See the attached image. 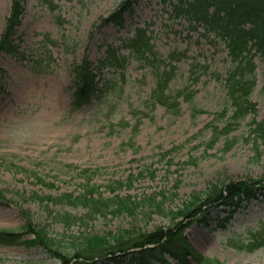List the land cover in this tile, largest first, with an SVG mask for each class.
Returning <instances> with one entry per match:
<instances>
[{
	"label": "rangeland",
	"instance_id": "374dc122",
	"mask_svg": "<svg viewBox=\"0 0 264 264\" xmlns=\"http://www.w3.org/2000/svg\"><path fill=\"white\" fill-rule=\"evenodd\" d=\"M124 1L26 0L15 36L20 58L0 54V68L5 72L0 74V116L43 110L37 120L48 123L51 134L42 142L20 148L10 147L0 139L1 231L22 233V212H27L34 224L69 251L70 237L82 232H144L168 228L173 223L169 215L157 213L136 220L127 215L109 216L67 231L31 196H78L86 188L95 187L92 191L98 190L106 197L131 196L140 200L158 196L166 209H176L217 179L251 181L264 176V155L257 160L252 145L246 142L252 116L229 134L236 138L230 149L225 150V137L212 148L208 145L213 127L223 129L233 111L229 107L223 116L227 107L225 88L214 75L225 74L228 69L224 44L214 32L206 33L205 26L192 27L190 16L174 8L178 0H139L126 12L123 27L94 28ZM11 4L12 0H0V36ZM138 27L148 29L158 67L131 56L124 69L107 67L103 76L108 88L102 102L92 99L87 105L77 106L73 64L88 58L97 65L110 45L117 47L122 40L132 38ZM175 52L179 56L169 87L188 90L190 97L194 94L192 106L204 110L197 116L184 98L180 114L176 115L151 98L157 70H168L169 56ZM256 64L257 83L251 100L256 103L259 121L264 118V65L259 59ZM31 130L26 126L16 129L21 135ZM79 168L97 171L90 184L78 175ZM39 178L52 186H43ZM116 181L124 182L126 187L118 190ZM49 208L54 213L79 217L86 213V209L74 204H52ZM217 213V209L210 211L211 217ZM239 222L247 225L250 235L260 230L264 225V192L244 202L229 226ZM210 225L208 228L195 223L187 228L185 236L201 255L219 260L212 247L213 234L219 229L212 220ZM22 238L34 239L29 235ZM0 264L62 263L41 246L0 243ZM71 264H77V260Z\"/></svg>",
	"mask_w": 264,
	"mask_h": 264
},
{
	"label": "trees",
	"instance_id": "16d2710c",
	"mask_svg": "<svg viewBox=\"0 0 264 264\" xmlns=\"http://www.w3.org/2000/svg\"><path fill=\"white\" fill-rule=\"evenodd\" d=\"M25 1H12L10 16L0 37V53L19 55V47L14 36L16 28L22 21ZM136 1L138 0L125 1L103 20L102 25L115 24L122 27L125 12L131 3ZM173 5L175 9L186 12L195 27L203 25L207 33L214 32L215 38L222 41L227 50L229 65L226 73L215 72L214 75L217 80L223 82L225 88L227 107L222 112L223 116L227 115L229 107H232L233 111L223 129L213 127L209 148L225 137V150L230 149L236 138H231L229 134L237 129L243 120L252 116L250 134L246 142L252 145L255 158L261 160L264 155V150L261 149L264 146V118L257 120V106L251 98L257 83L256 59L264 65V0H178V3ZM153 49L147 30L138 28L135 36L123 40L119 47L109 46L105 57L99 60L97 65L88 58L75 63L72 72L78 104L87 103L92 97L101 100L103 96L101 86L106 87L103 70L107 67H123L126 59L120 54L121 50H127L133 57L156 65L157 53ZM178 56L176 52L169 56L168 70L164 69L162 72L157 70L156 87L151 94L155 104L165 106L175 115L181 111L180 99L184 98L192 106L194 96L191 93L190 97L188 90H173L169 87L174 74L172 63ZM193 66L192 72L196 75V70L194 71L196 65ZM192 107L194 116L204 112ZM94 174L95 171L88 169H81L79 173L89 184ZM38 181L45 187L52 186L44 179L40 178ZM115 185H118L116 187L118 190L126 187L121 181H116ZM93 188H86L78 196L74 193H64L58 197L33 195L31 198L39 202L46 212L67 230L75 225L86 227L90 221L99 217L107 219L109 216L127 215L136 220L142 215L151 216L155 213L169 215L173 225L168 228L156 227L152 231L144 232H128L124 229L105 234L82 232L77 237H70L72 248L68 251L61 248L60 243L45 229L34 224L30 214L23 212L26 220L23 235H31L34 239L23 240L20 234L0 231V243L41 246L62 264H71L73 260H77V264H172V260L179 264H192V261L197 264H220L218 260L197 252L186 238L185 231L195 223L209 228L210 220L215 222L217 229L228 227L244 202L264 192V176L251 181L217 179L211 182L205 191L193 193L176 209H166L164 200H158V196L144 197L140 200L131 196L106 197L98 190L92 191ZM162 197L164 199V195ZM51 204H74L86 209V213L80 217L67 212L54 213L49 208ZM213 209H217L218 213L211 217L210 211ZM251 236L256 245L264 246V225Z\"/></svg>",
	"mask_w": 264,
	"mask_h": 264
},
{
	"label": "clouds",
	"instance_id": "9594fccd",
	"mask_svg": "<svg viewBox=\"0 0 264 264\" xmlns=\"http://www.w3.org/2000/svg\"><path fill=\"white\" fill-rule=\"evenodd\" d=\"M42 111L0 116V139L14 148L42 142L51 134L50 125L37 120ZM21 126L32 130L21 135L16 131ZM212 247L220 264H264V246L256 245L243 222L217 230L212 237Z\"/></svg>",
	"mask_w": 264,
	"mask_h": 264
}]
</instances>
